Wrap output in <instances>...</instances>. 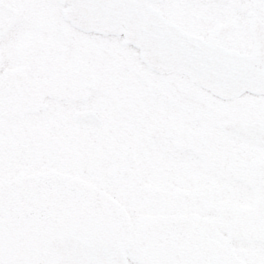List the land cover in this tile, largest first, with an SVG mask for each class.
<instances>
[{"label": "snow or ice", "instance_id": "6c2138e0", "mask_svg": "<svg viewBox=\"0 0 264 264\" xmlns=\"http://www.w3.org/2000/svg\"><path fill=\"white\" fill-rule=\"evenodd\" d=\"M0 264H264V0H0Z\"/></svg>", "mask_w": 264, "mask_h": 264}]
</instances>
